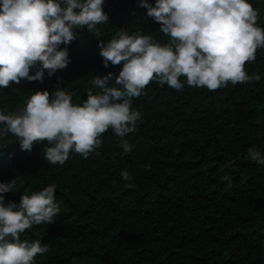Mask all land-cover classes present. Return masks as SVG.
I'll list each match as a JSON object with an SVG mask.
<instances>
[{"label": "trees", "instance_id": "trees-1", "mask_svg": "<svg viewBox=\"0 0 264 264\" xmlns=\"http://www.w3.org/2000/svg\"><path fill=\"white\" fill-rule=\"evenodd\" d=\"M251 2L264 26V0ZM103 9L105 37L74 29L69 64L43 81L10 82L0 91V107L15 112L30 92L48 90L51 97L57 87L82 102L89 88L98 90L92 75L118 74L121 65L105 67L97 48L118 28L169 39L137 0H104ZM245 69L260 79L214 90L151 80L132 98L141 117L126 136L128 153L111 129L87 157L73 151L63 164L44 157L45 141L27 151L11 134L0 139V182L18 177L6 201L56 185L54 221L20 236L48 245L36 264H264V165L247 152L264 150V48Z\"/></svg>", "mask_w": 264, "mask_h": 264}, {"label": "clouds", "instance_id": "clouds-1", "mask_svg": "<svg viewBox=\"0 0 264 264\" xmlns=\"http://www.w3.org/2000/svg\"><path fill=\"white\" fill-rule=\"evenodd\" d=\"M137 3L159 22L167 42L127 28L98 39L104 66L121 65L118 74L92 75L98 90L89 88L80 103L74 102L72 91L57 87L51 97L48 90L30 92L15 112L0 107V139L11 134L27 151L34 142L45 141L44 157L63 164L73 151L87 157L102 143L101 134L111 129L128 153L133 145L126 136L141 117L131 107L132 98L142 95L151 80L177 90L185 83L214 90L229 82L260 79L245 69V62L264 48V26L256 23L260 12L251 0ZM103 4L104 0H0V91L10 82L43 81L45 74L65 68L71 59L67 45L78 34L74 29L86 27L96 37H105L102 26L108 25L109 16ZM247 152L250 160L264 165V150L251 146ZM121 175L130 179L127 169ZM17 179L0 182V264H36L37 254L46 253L48 245L20 236L33 225L54 221L60 212L56 185L21 192L18 202L6 201Z\"/></svg>", "mask_w": 264, "mask_h": 264}]
</instances>
